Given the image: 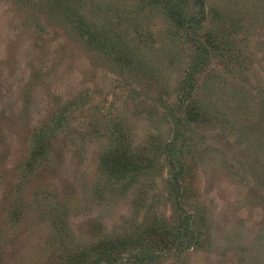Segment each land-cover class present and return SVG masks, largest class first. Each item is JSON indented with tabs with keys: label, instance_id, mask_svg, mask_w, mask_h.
Returning a JSON list of instances; mask_svg holds the SVG:
<instances>
[{
	"label": "rangeland",
	"instance_id": "rangeland-1",
	"mask_svg": "<svg viewBox=\"0 0 264 264\" xmlns=\"http://www.w3.org/2000/svg\"><path fill=\"white\" fill-rule=\"evenodd\" d=\"M165 1L0 0V264H264V0Z\"/></svg>",
	"mask_w": 264,
	"mask_h": 264
},
{
	"label": "trees",
	"instance_id": "trees-1",
	"mask_svg": "<svg viewBox=\"0 0 264 264\" xmlns=\"http://www.w3.org/2000/svg\"><path fill=\"white\" fill-rule=\"evenodd\" d=\"M168 2H169V0H166L164 2V4H166ZM197 3H198V5H201V6L204 7L205 0H197ZM172 9H173V7H172ZM173 13L174 14L175 13L178 14V21H179V23H182L183 26L186 25L185 21L187 22V26H193L195 23H197V25H200V23H202L203 20H204V15L201 16L200 12H198V13H194L193 12V14H191L190 16H188V15L185 14L184 9L181 8V7H174ZM93 33H97L98 34L97 31L96 32L95 31H92L91 34L93 35ZM196 60H198V57L196 59L194 58L191 61V63H190V66L193 65V68H194V66H197ZM194 62H196V63H194ZM190 75H186V82H184V84H183L184 85L183 87H185V88H187L188 85H189V83H190V80H191V76ZM193 115H195V116H191V117H193L192 119H197L198 117H200L201 119H206L207 118V113H206V115H205V113L204 114L201 113V111H199L198 108H194ZM119 159H123L121 155H119ZM134 161H137V159L135 158ZM131 168L132 169H135V167H133V166ZM108 170H109V168H108ZM111 172L113 174H116L117 175V174H120L122 171H119L118 168H116L115 166H112L111 165ZM179 172H176L175 177H176V182L181 183L182 182L181 179H183V177H181V176H183V175L181 174L182 173L181 171H179ZM176 230H177V233L175 231H170V229H166L165 230L166 231L165 234L168 235L169 237H171V239L174 241V243H176V244L177 243L183 244L184 243V240H185V237L183 236L184 233H183V231H181L180 228H177ZM172 236H173V238H172ZM123 246L125 247L124 244H120V246H119V252H120V250L122 249ZM124 247H123V249H124ZM114 248H115V246H114Z\"/></svg>",
	"mask_w": 264,
	"mask_h": 264
}]
</instances>
